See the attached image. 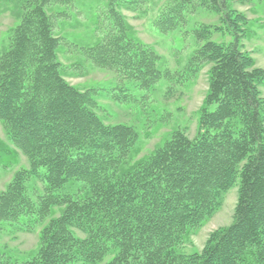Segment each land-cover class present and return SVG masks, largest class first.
<instances>
[{
	"label": "trees",
	"instance_id": "obj_1",
	"mask_svg": "<svg viewBox=\"0 0 264 264\" xmlns=\"http://www.w3.org/2000/svg\"><path fill=\"white\" fill-rule=\"evenodd\" d=\"M76 1L1 2L15 27L0 55V168L19 154L27 166L0 191V225L38 232L39 244L27 259L0 247V264H264V70L243 51L246 16L229 0H167L162 33L197 7L220 17L193 31L199 48L188 60L194 75L211 67L210 90L193 139L177 129L140 157L138 127L110 122L99 99L129 103L132 86L156 92L172 72L125 15L138 10L135 0H106L107 32L74 44L82 61L68 59L66 38L54 33L56 15L67 12L56 9ZM227 34L233 41L216 40ZM87 67L112 74L117 87L105 94L68 81ZM237 181L233 224L187 254Z\"/></svg>",
	"mask_w": 264,
	"mask_h": 264
},
{
	"label": "rangeland",
	"instance_id": "obj_2",
	"mask_svg": "<svg viewBox=\"0 0 264 264\" xmlns=\"http://www.w3.org/2000/svg\"><path fill=\"white\" fill-rule=\"evenodd\" d=\"M138 4L136 12L128 11L125 15L137 30L139 38L155 48L163 57L166 67L172 72L171 81H163L156 87V92H146L131 88L132 100L129 103L117 104L101 97L100 105L107 111L110 122H121L138 127L141 132L140 157L149 155L161 147L177 129L185 130L188 137L193 139L197 135L201 111L210 90L209 70L204 67L194 75L188 66V60L199 48L195 33L200 25L219 24V15L200 9H190L187 23L181 25L176 32L162 33L157 27V21L167 0H135ZM0 0V55L8 47L11 30L15 27V20L7 12ZM233 10L246 16L248 24L246 33L241 39L243 51L252 58L256 67L264 70V0H229ZM106 0H77L68 7H58L56 11L66 15H56L54 33L57 37H65L60 49L64 47L68 59H82L75 56L74 44L89 42L92 38L102 37L107 32L108 20ZM64 13V14H65ZM100 24L102 31L97 34L95 23ZM106 30V31H105ZM185 32L187 33L185 35ZM217 41L231 42L228 34ZM64 55V56H65ZM67 59V60H68ZM82 61V60H78ZM83 74V75H82ZM81 78H69L68 81L80 87H95L104 89L107 94L110 88L117 87L112 74L98 70L81 73ZM172 92L165 96L168 88ZM264 97V86L261 87ZM214 109V107H212ZM103 113V112H102ZM7 142L4 129L0 123V145ZM1 151V150H0ZM1 154V152H0ZM8 169L0 168V191H4L12 181L15 172L27 166V160L19 154L16 162L9 156H4ZM240 182L224 196L222 207L193 234L186 246L187 254H200L212 235L230 227L235 220V210L239 198ZM12 234V235H10ZM39 244L38 232L14 233L8 227L0 225V247L18 258H28L36 252Z\"/></svg>",
	"mask_w": 264,
	"mask_h": 264
}]
</instances>
